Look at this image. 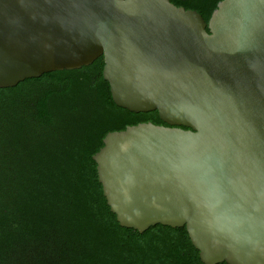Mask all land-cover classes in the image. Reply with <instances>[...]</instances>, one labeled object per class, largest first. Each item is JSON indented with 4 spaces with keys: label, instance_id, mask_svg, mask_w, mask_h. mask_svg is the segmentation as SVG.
Returning <instances> with one entry per match:
<instances>
[{
    "label": "water",
    "instance_id": "95a60500",
    "mask_svg": "<svg viewBox=\"0 0 264 264\" xmlns=\"http://www.w3.org/2000/svg\"><path fill=\"white\" fill-rule=\"evenodd\" d=\"M104 56L114 102L163 122L93 154L121 226L186 227L204 264H264V0H0V88Z\"/></svg>",
    "mask_w": 264,
    "mask_h": 264
},
{
    "label": "trees",
    "instance_id": "16d2710c",
    "mask_svg": "<svg viewBox=\"0 0 264 264\" xmlns=\"http://www.w3.org/2000/svg\"><path fill=\"white\" fill-rule=\"evenodd\" d=\"M219 1L171 0L206 21ZM104 64L0 88V264H204L185 226L140 233L110 210L92 158L103 138L166 123L118 106Z\"/></svg>",
    "mask_w": 264,
    "mask_h": 264
}]
</instances>
